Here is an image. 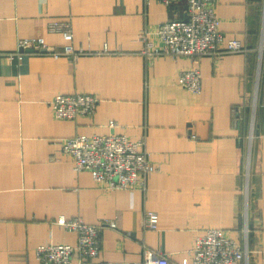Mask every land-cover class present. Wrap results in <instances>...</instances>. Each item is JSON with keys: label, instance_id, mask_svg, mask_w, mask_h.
<instances>
[{"label": "crops", "instance_id": "0c3cea01", "mask_svg": "<svg viewBox=\"0 0 264 264\" xmlns=\"http://www.w3.org/2000/svg\"><path fill=\"white\" fill-rule=\"evenodd\" d=\"M215 11L224 39L242 49L192 61L141 53L140 34L185 18L183 3L0 0V264H38L37 247L75 245L59 217L98 227L101 262L137 263L149 249L168 264H191L195 238L216 228L245 249L241 264H264V0H216ZM55 22L70 23L83 50L75 61L61 54L62 35L48 31ZM26 39L59 56L25 50L18 59ZM194 65L199 95L178 84ZM78 92L98 98L93 116L54 119L53 96ZM251 98L248 138L233 111ZM111 134L143 141L157 166L143 189L104 190L60 153L62 139ZM147 211L158 215L156 230L144 228Z\"/></svg>", "mask_w": 264, "mask_h": 264}, {"label": "built area", "instance_id": "2783aa9c", "mask_svg": "<svg viewBox=\"0 0 264 264\" xmlns=\"http://www.w3.org/2000/svg\"><path fill=\"white\" fill-rule=\"evenodd\" d=\"M155 1L166 7L183 3L186 6V16L160 24L152 32L140 34L139 38L144 43L141 53L145 57L163 55L173 59L187 57L196 61L197 57L217 55L221 49L229 52L242 49L241 41L224 39L220 31V20L215 11L216 0ZM48 31L62 35L65 42L62 55L75 61L83 54L82 48H76L74 45L70 23H50ZM150 34H155L159 44L149 40ZM18 49V59H21L25 50L52 52L55 57L59 56L42 39L18 41ZM178 84L188 93L199 95L202 90L199 67L194 65L182 70L178 75ZM98 101L94 95L78 92L69 95L56 94L49 104L54 119L75 120L79 117L92 116ZM254 114L255 105L251 110L250 130L253 128ZM113 126L114 123L111 122L110 127ZM59 144L60 153L72 161L74 171L89 172L93 182L104 190H128L136 187L143 189L145 179L157 171V166L143 150V141H132L125 135H76L62 139ZM143 223L145 229L156 230L157 213L147 211ZM55 224L76 233L77 242L75 245L37 247L38 264H168L165 256L149 249L144 251L143 259L137 263L98 261L100 253L98 227L85 223L81 218L59 217ZM108 225L115 227L114 223ZM246 253L245 249L226 233L211 228L195 238L193 248L190 250L191 264H241Z\"/></svg>", "mask_w": 264, "mask_h": 264}, {"label": "trees", "instance_id": "16d2710c", "mask_svg": "<svg viewBox=\"0 0 264 264\" xmlns=\"http://www.w3.org/2000/svg\"><path fill=\"white\" fill-rule=\"evenodd\" d=\"M255 105V101L251 98V103L249 102L248 104H244L243 105V110L240 113H237L234 109L233 111V119L235 120L236 117L239 118L242 122V131H243V135L244 137H248L249 138V129H250V117H251V110H252V106ZM256 106V105H255ZM93 116V115H92ZM90 116V117H92ZM81 118V117H79ZM77 118V119H79ZM76 120V119H75ZM69 121H74V120H69ZM254 123V122H253ZM254 141H252V147H251V153H250V165L252 163V159H253V153H254ZM248 163V162H247ZM246 163V164H247ZM247 166H249V164H247ZM247 166L246 169H244L243 172V176L245 181L247 180L248 182V187L250 186V180H251V172H247ZM249 170V169H248ZM248 173V177H246V174ZM248 202V200H247Z\"/></svg>", "mask_w": 264, "mask_h": 264}, {"label": "water", "instance_id": "95a60500", "mask_svg": "<svg viewBox=\"0 0 264 264\" xmlns=\"http://www.w3.org/2000/svg\"><path fill=\"white\" fill-rule=\"evenodd\" d=\"M27 52H30V53H32V52H34V51H32V50H29V51H27Z\"/></svg>", "mask_w": 264, "mask_h": 264}]
</instances>
